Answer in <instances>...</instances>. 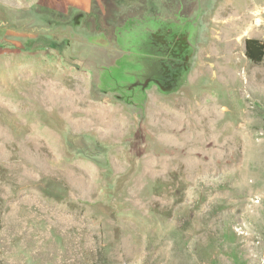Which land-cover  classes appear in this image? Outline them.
Here are the masks:
<instances>
[{"label": "rangeland", "instance_id": "1", "mask_svg": "<svg viewBox=\"0 0 264 264\" xmlns=\"http://www.w3.org/2000/svg\"><path fill=\"white\" fill-rule=\"evenodd\" d=\"M264 0H0V264H264Z\"/></svg>", "mask_w": 264, "mask_h": 264}, {"label": "trees", "instance_id": "2", "mask_svg": "<svg viewBox=\"0 0 264 264\" xmlns=\"http://www.w3.org/2000/svg\"><path fill=\"white\" fill-rule=\"evenodd\" d=\"M245 56L253 63L264 61V42L258 39H247L245 41Z\"/></svg>", "mask_w": 264, "mask_h": 264}]
</instances>
